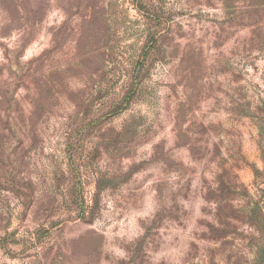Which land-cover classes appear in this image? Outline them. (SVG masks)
I'll return each mask as SVG.
<instances>
[{"label":"rangeland","instance_id":"rangeland-1","mask_svg":"<svg viewBox=\"0 0 264 264\" xmlns=\"http://www.w3.org/2000/svg\"><path fill=\"white\" fill-rule=\"evenodd\" d=\"M0 264H264V0H0Z\"/></svg>","mask_w":264,"mask_h":264}]
</instances>
